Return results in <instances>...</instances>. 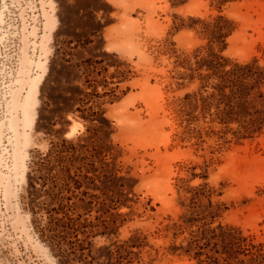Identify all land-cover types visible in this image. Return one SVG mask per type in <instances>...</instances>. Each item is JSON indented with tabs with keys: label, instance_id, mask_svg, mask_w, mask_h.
Segmentation results:
<instances>
[{
	"label": "rangeland",
	"instance_id": "1",
	"mask_svg": "<svg viewBox=\"0 0 264 264\" xmlns=\"http://www.w3.org/2000/svg\"><path fill=\"white\" fill-rule=\"evenodd\" d=\"M63 139L99 167L89 190L118 200L87 215L85 261L139 235L132 264H206L220 225L245 262L264 253V0H0V264H60L27 195L34 157Z\"/></svg>",
	"mask_w": 264,
	"mask_h": 264
},
{
	"label": "trees",
	"instance_id": "2",
	"mask_svg": "<svg viewBox=\"0 0 264 264\" xmlns=\"http://www.w3.org/2000/svg\"><path fill=\"white\" fill-rule=\"evenodd\" d=\"M220 1L223 5L232 0ZM219 16L224 17L223 15ZM215 27V41L225 45L227 34L223 31L226 27L219 24ZM241 68L243 73V66ZM239 69L235 68L228 73L230 76L238 75L239 77ZM241 75L243 76V74ZM225 79L227 78L221 77L222 83L217 84L215 89L223 92V89L228 87ZM78 146L84 147L85 145L75 144L74 139H63L61 142L52 143L47 152L34 157L28 173L27 204L33 216L35 229L45 243L57 254L60 264H73L75 260L82 262L91 256L92 241L88 239L96 234L95 230L100 225L87 215H91L96 210L100 213L96 218L100 219L107 213L113 215L112 210L118 209L116 205L118 200L113 196L107 195L102 199L98 193L89 190L91 186L94 189H100L96 183V179L101 178L97 174L99 167L96 166L95 161L87 164L85 157H80L82 163L76 165L74 160L76 159L75 154L79 151ZM74 167L75 171L73 172ZM112 188L110 190L114 191ZM43 214L46 216L45 223L40 220ZM196 221L197 219H190L186 221V224L193 226ZM104 226L108 228L107 225ZM219 229L221 230L219 236L223 241V250L217 249L216 252L219 255L209 256V261L206 264H264V253L259 250L251 252V261L245 262L241 258V253L245 249L241 245L245 241V237L237 234L232 228H224L223 225H220ZM215 231L216 229H211L209 224L192 230L193 240L187 251L191 252L192 247L198 246L200 234L206 238ZM81 234L85 238H82ZM143 239L139 235H133L116 250L108 246L106 264H132L133 260L129 257L134 253L132 248L142 247ZM212 239L214 238L212 237ZM200 254L199 251L196 252V255ZM94 260L95 257H92L90 261H85V264H94Z\"/></svg>",
	"mask_w": 264,
	"mask_h": 264
},
{
	"label": "bare ground",
	"instance_id": "3",
	"mask_svg": "<svg viewBox=\"0 0 264 264\" xmlns=\"http://www.w3.org/2000/svg\"><path fill=\"white\" fill-rule=\"evenodd\" d=\"M75 132H76V129H75V126H74V127H72L71 131L67 135L68 136H72V135L75 134Z\"/></svg>",
	"mask_w": 264,
	"mask_h": 264
}]
</instances>
